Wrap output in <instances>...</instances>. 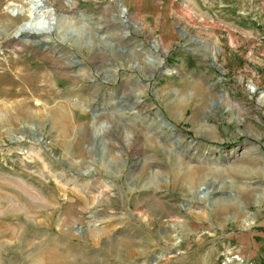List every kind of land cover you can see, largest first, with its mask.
Instances as JSON below:
<instances>
[{"label":"rangeland","instance_id":"374dc122","mask_svg":"<svg viewBox=\"0 0 264 264\" xmlns=\"http://www.w3.org/2000/svg\"><path fill=\"white\" fill-rule=\"evenodd\" d=\"M27 1L0 0V264H264V0H47L18 33Z\"/></svg>","mask_w":264,"mask_h":264},{"label":"bare ground","instance_id":"6f19581e","mask_svg":"<svg viewBox=\"0 0 264 264\" xmlns=\"http://www.w3.org/2000/svg\"><path fill=\"white\" fill-rule=\"evenodd\" d=\"M9 8H10V12L13 14V17H15V12H21L24 15L27 14L28 20L20 28H18L17 30L18 33L25 32L26 30H28L29 26H34V25L50 26L52 23L51 21L53 20V16L55 15L54 14L55 9L47 2V0H29L26 2L25 7L18 8V6L12 5ZM8 26H10V24H8ZM31 73L30 74L28 73L25 76L24 82L30 83L33 80L34 74ZM5 79H2L0 77V85L1 83L3 85L4 82L6 85L7 80ZM4 89L3 90L0 89V96L7 94ZM11 235H14V233H11Z\"/></svg>","mask_w":264,"mask_h":264},{"label":"crops","instance_id":"0c3cea01","mask_svg":"<svg viewBox=\"0 0 264 264\" xmlns=\"http://www.w3.org/2000/svg\"><path fill=\"white\" fill-rule=\"evenodd\" d=\"M200 1H202L201 3H199L201 6L202 5H204L205 6V2H206V0H200ZM196 0H190V1H188V2H186L187 3V5L186 6H188V5H196ZM219 7L223 10V11H228V10H230L229 8H232L233 7V5L230 3V2H228V3H222V4H220L219 5Z\"/></svg>","mask_w":264,"mask_h":264},{"label":"water","instance_id":"95a60500","mask_svg":"<svg viewBox=\"0 0 264 264\" xmlns=\"http://www.w3.org/2000/svg\"><path fill=\"white\" fill-rule=\"evenodd\" d=\"M124 12H125V15H127V11H126V9L124 10ZM126 21H127V18H126ZM196 39V38H195Z\"/></svg>","mask_w":264,"mask_h":264}]
</instances>
